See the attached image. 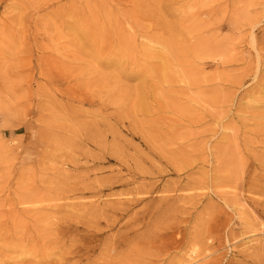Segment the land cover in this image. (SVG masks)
Returning <instances> with one entry per match:
<instances>
[{"label": "rangeland", "instance_id": "374dc122", "mask_svg": "<svg viewBox=\"0 0 264 264\" xmlns=\"http://www.w3.org/2000/svg\"><path fill=\"white\" fill-rule=\"evenodd\" d=\"M98 1L0 0V264H264V0H116L155 56L112 63Z\"/></svg>", "mask_w": 264, "mask_h": 264}, {"label": "bare ground", "instance_id": "6f19581e", "mask_svg": "<svg viewBox=\"0 0 264 264\" xmlns=\"http://www.w3.org/2000/svg\"><path fill=\"white\" fill-rule=\"evenodd\" d=\"M102 1V2H101ZM95 3H91L90 6L93 8H97V13H94L96 18H86V22H84L85 20L82 21V23H84L87 27L86 32L82 35L83 40L87 41V44L92 48V50H97L98 48L101 49V51L103 53H109V58L107 59L109 63L114 62V57H118L121 60H124L126 62H128V60H136L135 59V55L138 52V55L141 56H147V57H154L155 55H153L152 53H150L149 51H147V49H144V51L142 53H140L141 51H134L133 49H127L129 48L128 46L130 45L131 48L136 46L134 45V37L136 36H145L147 38L150 39V33L152 32V25L148 27L149 30H147V26H146V13H143L140 9L147 11V8H144V6L141 4L140 5V9L138 8V15L135 16L136 18L131 19V21L129 19H121L119 16H117L115 13L116 12H120L119 6L121 7L123 5L122 2L120 1H116V0H107V3H103L104 1L101 0ZM155 0V2L153 3L154 9H165L166 5L165 3H163L161 0ZM120 2V3H119ZM126 6V11L131 13L133 11V9H131L128 5V3H125ZM119 5V6H118ZM165 12V11H164ZM166 13V12H165ZM137 18H142L144 19L143 22L141 23L139 20H137ZM97 23H95V22ZM80 21L74 19L73 21H71V25H72V29L74 31H76L77 29H81V24ZM98 24V25H97ZM163 26H166V23L163 22ZM132 29V32L129 30V28ZM141 28L142 27V31L138 32L135 34V29L137 28ZM168 28V27H167ZM109 29H112L113 31L110 33H107V31ZM133 34V35H131ZM136 39V38H135ZM136 43V42H135ZM157 44H164L163 42H159L158 40H156ZM127 47V48H126ZM149 47V46H148ZM137 49V48H136ZM150 50V49H149ZM111 55H113V57H111ZM104 64V62H103ZM100 68V66H98ZM99 68H94V71L99 70ZM120 71V72H119ZM119 72V73H118ZM133 72L132 70H124V69H118V71L115 72V74L111 75V77L113 78V80L116 81V79H118V77H121V75H124L125 77H130L133 76ZM121 73V75H119ZM118 74V75H117ZM117 76V78H116ZM120 85L117 83V93L120 91ZM72 92L76 93V91L72 88ZM140 105L142 106V109H146V104L143 103V99L141 98V103ZM113 116H108L106 119L103 120L102 124H105L108 122V120H113L112 119ZM83 123H85L86 125H84ZM81 124H77V130L81 132V134L83 135V143H91V144H97L100 145L97 141L101 142L99 137L100 134L98 132V125L101 124V121L98 122H94L88 125L87 122H83ZM81 141V142H82ZM66 142L72 143L69 146H79L80 145V141L78 139H72L67 137L66 138ZM86 145V144H85ZM82 146V145H81ZM100 149L105 150V148L103 146H99ZM79 154L78 156L75 158V166L79 167L80 164L79 162H76L78 160L81 159H85L87 163H89V160H93L94 162H98L95 160H100L101 157H99L97 154H92L90 152H92L91 150H79ZM115 153H118V150L115 151ZM53 153L50 152V155H52ZM49 156V154H48ZM85 162V163H86ZM98 164V163H96ZM86 165V164H85ZM86 168H89V166H86ZM135 176H133L132 181L134 182ZM120 182V181H119ZM106 184H103V186L100 184L99 186H97V189L101 192L102 188L105 186ZM119 184L117 185H113V187H118ZM253 185H249V190H252ZM105 189V188H104ZM254 189V188H253ZM68 191V190H67ZM66 191V192H67ZM40 193H36V196L39 195ZM146 198H136L135 200L129 199L127 200L125 204H122L123 206H125L124 208L119 207V206H111L112 208V213H118V212H122V210H127L133 203V201L137 202L138 200H145ZM22 200L23 201H28L31 202L33 200V197H30L28 195H23L22 196ZM37 220H39L37 218ZM112 222V221H111ZM110 223V222H109ZM5 229V227H4ZM62 232V231H61ZM45 234V233H44ZM44 234L41 235L40 237L43 238ZM40 237L38 236H32L33 239H26V240H34L36 243L39 241Z\"/></svg>", "mask_w": 264, "mask_h": 264}]
</instances>
